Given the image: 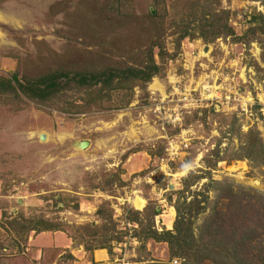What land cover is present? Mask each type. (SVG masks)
Instances as JSON below:
<instances>
[{
    "label": "rangeland",
    "instance_id": "rangeland-1",
    "mask_svg": "<svg viewBox=\"0 0 264 264\" xmlns=\"http://www.w3.org/2000/svg\"><path fill=\"white\" fill-rule=\"evenodd\" d=\"M161 1L121 0L117 11L114 0H0L3 76L138 65L154 38L168 53L154 54L161 69L129 90L68 83L42 102L0 91V264H103L83 242L122 229V207L141 209L138 196L157 204L154 225L171 229L179 191L186 201L204 189L209 203L210 181L225 178L264 192L263 168L226 156L248 129L264 141V31L250 19L264 12L263 0ZM200 11L225 14L232 33L210 41L193 34L175 46L178 23L196 24ZM213 149L226 159L212 162ZM190 171L200 176L184 188ZM100 204L112 223L95 213ZM38 218L57 228L28 230ZM138 244L128 232L112 241L105 264L167 259L165 242Z\"/></svg>",
    "mask_w": 264,
    "mask_h": 264
},
{
    "label": "trees",
    "instance_id": "trees-1",
    "mask_svg": "<svg viewBox=\"0 0 264 264\" xmlns=\"http://www.w3.org/2000/svg\"><path fill=\"white\" fill-rule=\"evenodd\" d=\"M114 2V9L119 11L121 0ZM152 2L156 5L162 1L152 0ZM184 5L190 8L193 3L186 0L185 3L183 2ZM155 12L153 8L150 14ZM211 13L210 11L209 14ZM204 14L200 11L198 22L193 24L194 26L189 25L187 19L178 23L180 25L174 38L175 46L180 39L185 36L192 37L193 34L199 35L204 41H210L216 36L232 33L231 27L225 20V14L221 18L214 14H211L210 18ZM188 15L192 16L191 13ZM250 19L255 22L258 31H264V12L257 11ZM190 26L197 30H191ZM164 53L168 54L161 41L155 38L148 39L143 49L142 61L138 65H106L97 70L87 68L68 70L55 67L35 76L22 77L21 80L13 71L6 76L0 75V91L9 90L14 95L21 94L42 102L68 83L81 87L96 86L98 92L116 88L129 90L132 81L145 82L161 69V65L154 59V54L161 58ZM240 141L239 145L231 149L226 156L245 158L251 167L258 166L264 169V141L258 132L248 129ZM212 152V162L226 159L217 149H213ZM199 176L191 171L188 172L182 179L183 187L193 184L195 178ZM204 187H208V184ZM210 187L213 196L208 199L209 203L206 201V195H203L204 189L193 192L186 201L183 192L177 191L178 198L180 196L181 199L178 201L176 197V202L171 203L175 210L171 229H160L154 225L153 216L158 212V206L152 200L147 201L141 209H134L125 204L121 212V218L126 222L125 226L122 229H115L110 234L105 233L99 239L98 237L93 240L88 239L87 242H83V247L89 251L103 247L109 254L111 242H120L128 232L138 241L141 249H144V241L148 238L166 243L168 256L165 261L143 258L148 259L143 264H171L170 262L176 259L178 264H264V192L255 191L250 186L234 184L225 178L212 179ZM199 194L201 199L197 197ZM166 198L169 200L170 194H167ZM201 201L203 203L199 204ZM194 206L195 211L191 214L189 207L194 208ZM206 207L207 212L198 223H194L193 216H196L199 209L203 211ZM95 213L105 223L113 222L112 212L104 205H98ZM56 228L53 222L38 218L28 230L42 231Z\"/></svg>",
    "mask_w": 264,
    "mask_h": 264
},
{
    "label": "crops",
    "instance_id": "crops-1",
    "mask_svg": "<svg viewBox=\"0 0 264 264\" xmlns=\"http://www.w3.org/2000/svg\"><path fill=\"white\" fill-rule=\"evenodd\" d=\"M91 251H92V252H91V255L93 256V259H95L94 254L97 252V253H98V258L95 259V260H96V261H99L100 263L105 264V262H106L105 259L108 258V256H107V252H106V249H105V248H103V247H98V248H94V249H92ZM95 255H96V254H95ZM108 264H118V263H116V262L109 263V262H108Z\"/></svg>",
    "mask_w": 264,
    "mask_h": 264
},
{
    "label": "bare ground",
    "instance_id": "bare-ground-1",
    "mask_svg": "<svg viewBox=\"0 0 264 264\" xmlns=\"http://www.w3.org/2000/svg\"><path fill=\"white\" fill-rule=\"evenodd\" d=\"M1 18V17H0ZM4 20V19H3ZM1 34V33H0ZM0 38H1V36H0ZM153 88H159L160 89V85H159V83L158 82H155L153 85H151ZM43 134V139L42 140H44V139H46V138H48L47 137V134L45 133V132H43L42 133ZM134 205L137 207V208H140L142 205H144L143 203H144V200L141 198V197H135V199H134Z\"/></svg>",
    "mask_w": 264,
    "mask_h": 264
},
{
    "label": "water",
    "instance_id": "water-1",
    "mask_svg": "<svg viewBox=\"0 0 264 264\" xmlns=\"http://www.w3.org/2000/svg\"><path fill=\"white\" fill-rule=\"evenodd\" d=\"M43 137H44L43 134L42 133H39L38 138L39 139H43ZM84 145H85V142L84 141H79L78 147H82Z\"/></svg>",
    "mask_w": 264,
    "mask_h": 264
},
{
    "label": "built area",
    "instance_id": "built-area-1",
    "mask_svg": "<svg viewBox=\"0 0 264 264\" xmlns=\"http://www.w3.org/2000/svg\"><path fill=\"white\" fill-rule=\"evenodd\" d=\"M260 111L262 114H264V101H261L260 103ZM175 262V260H173Z\"/></svg>",
    "mask_w": 264,
    "mask_h": 264
}]
</instances>
